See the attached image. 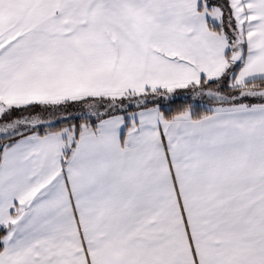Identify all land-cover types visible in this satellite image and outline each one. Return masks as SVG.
Instances as JSON below:
<instances>
[{
	"label": "snow or ice",
	"instance_id": "obj_1",
	"mask_svg": "<svg viewBox=\"0 0 264 264\" xmlns=\"http://www.w3.org/2000/svg\"><path fill=\"white\" fill-rule=\"evenodd\" d=\"M0 264H264V0H0Z\"/></svg>",
	"mask_w": 264,
	"mask_h": 264
}]
</instances>
